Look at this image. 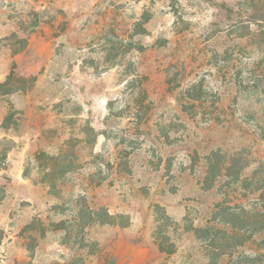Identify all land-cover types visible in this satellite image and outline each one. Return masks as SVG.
<instances>
[{
	"label": "rangeland",
	"instance_id": "374dc122",
	"mask_svg": "<svg viewBox=\"0 0 264 264\" xmlns=\"http://www.w3.org/2000/svg\"><path fill=\"white\" fill-rule=\"evenodd\" d=\"M11 70L0 264H264V0H0Z\"/></svg>",
	"mask_w": 264,
	"mask_h": 264
},
{
	"label": "trees",
	"instance_id": "16d2710c",
	"mask_svg": "<svg viewBox=\"0 0 264 264\" xmlns=\"http://www.w3.org/2000/svg\"><path fill=\"white\" fill-rule=\"evenodd\" d=\"M149 19V17H146L143 19V22H147ZM141 28L143 29V27L141 26ZM26 82V79H22V78H19V77H16L15 76V73H14V70H11V72L7 75L6 79L3 81V82H0V92L2 93V95H7V94H10L14 91H23L24 89L22 88H19L16 85V83H25ZM31 86V84H30ZM8 116L7 118L5 119V121L7 120L8 121ZM209 159V166H208V169H207V177L206 179L209 180L210 179V175L212 178H214V165H212V162L210 161V158ZM224 165V164H223ZM223 165L222 166H218V168L216 167V171H221L223 168ZM157 209V213H159V218L161 216L160 212H161V208L159 206L156 207ZM93 214H95L96 218H91L92 220L96 221L97 223H100V224H109V225H120L122 227H126L129 225V221H126V222H117V219H122L124 218L123 215H112V214H109L108 211L104 208H101L99 209L98 211H95L93 212ZM164 218L166 220L169 221V216L165 215L164 214ZM160 220V219H159ZM63 227H65L63 225ZM197 234H199L201 238L204 239V237L208 238L210 241H211V245H213L214 250L213 252L216 253V256L218 257L217 259H219V257H221L222 255H225L227 254V252H223L224 250L222 249V246L218 236L216 234H212V230L210 227H204V228H198L195 230ZM216 233V232H215ZM217 246V248H216ZM229 253V252H228ZM217 261V260H216ZM209 264H217V262H215L214 260V263H212V258H211V263L209 262Z\"/></svg>",
	"mask_w": 264,
	"mask_h": 264
}]
</instances>
